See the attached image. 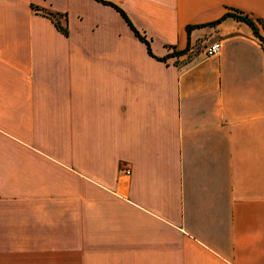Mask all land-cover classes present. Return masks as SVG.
Wrapping results in <instances>:
<instances>
[{
  "label": "crops",
  "instance_id": "0c3cea01",
  "mask_svg": "<svg viewBox=\"0 0 264 264\" xmlns=\"http://www.w3.org/2000/svg\"><path fill=\"white\" fill-rule=\"evenodd\" d=\"M234 9L264 37V0H0V264H264V45Z\"/></svg>",
  "mask_w": 264,
  "mask_h": 264
},
{
  "label": "trees",
  "instance_id": "16d2710c",
  "mask_svg": "<svg viewBox=\"0 0 264 264\" xmlns=\"http://www.w3.org/2000/svg\"><path fill=\"white\" fill-rule=\"evenodd\" d=\"M122 13V15L127 19L128 23L130 24L131 28L133 29L134 33L141 39L143 40L145 43H146V46H147V50L150 54L153 55L152 51H151V48H150V44H149V41L145 38L144 35H142L135 27L134 25L129 21L128 17L126 16L125 12L123 11V9L119 8L118 6H116ZM226 14L228 15H232L238 19H242V20H245L246 22H248L254 29V32L259 36V38L262 40L263 42V45H264V37H262L258 31H257V28H256V25H255V22L253 20L252 17H250L249 15H247L246 13H243L241 10H238V9H234L233 11H228L226 12ZM56 21V20H55ZM56 25L61 28L63 31H65L64 29V26L59 24L58 21L55 22ZM159 58H166L165 56L163 57H159Z\"/></svg>",
  "mask_w": 264,
  "mask_h": 264
},
{
  "label": "built area",
  "instance_id": "2783aa9c",
  "mask_svg": "<svg viewBox=\"0 0 264 264\" xmlns=\"http://www.w3.org/2000/svg\"><path fill=\"white\" fill-rule=\"evenodd\" d=\"M219 48L220 42H214L206 48V52L207 54H215L219 51ZM127 172H129V169H127Z\"/></svg>",
  "mask_w": 264,
  "mask_h": 264
},
{
  "label": "rangeland",
  "instance_id": "374dc122",
  "mask_svg": "<svg viewBox=\"0 0 264 264\" xmlns=\"http://www.w3.org/2000/svg\"><path fill=\"white\" fill-rule=\"evenodd\" d=\"M53 14H55V13H53Z\"/></svg>",
  "mask_w": 264,
  "mask_h": 264
}]
</instances>
